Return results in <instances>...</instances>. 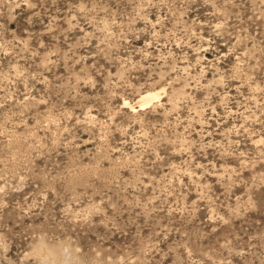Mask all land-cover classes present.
I'll list each match as a JSON object with an SVG mask.
<instances>
[{
  "label": "rangeland",
  "instance_id": "rangeland-1",
  "mask_svg": "<svg viewBox=\"0 0 264 264\" xmlns=\"http://www.w3.org/2000/svg\"><path fill=\"white\" fill-rule=\"evenodd\" d=\"M0 264H264V0H0Z\"/></svg>",
  "mask_w": 264,
  "mask_h": 264
},
{
  "label": "bare ground",
  "instance_id": "bare-ground-1",
  "mask_svg": "<svg viewBox=\"0 0 264 264\" xmlns=\"http://www.w3.org/2000/svg\"><path fill=\"white\" fill-rule=\"evenodd\" d=\"M145 102V101H144ZM143 104H145V103H142L141 105H143Z\"/></svg>",
  "mask_w": 264,
  "mask_h": 264
}]
</instances>
